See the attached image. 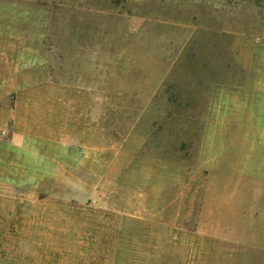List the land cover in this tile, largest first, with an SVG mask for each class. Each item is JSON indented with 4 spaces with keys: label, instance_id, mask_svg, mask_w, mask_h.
<instances>
[{
    "label": "rangeland",
    "instance_id": "1",
    "mask_svg": "<svg viewBox=\"0 0 264 264\" xmlns=\"http://www.w3.org/2000/svg\"><path fill=\"white\" fill-rule=\"evenodd\" d=\"M0 264H264V0H0Z\"/></svg>",
    "mask_w": 264,
    "mask_h": 264
},
{
    "label": "bare ground",
    "instance_id": "2",
    "mask_svg": "<svg viewBox=\"0 0 264 264\" xmlns=\"http://www.w3.org/2000/svg\"><path fill=\"white\" fill-rule=\"evenodd\" d=\"M254 54V53H253ZM214 104H213V101H210L209 102V105L207 106V109H208V111L210 112V117L212 118L213 117V109H214ZM248 107H251L250 106V104H246V106H244V112L242 113V115H245L246 114V112H248L249 110H247L246 108H248ZM206 109V108H205ZM249 109V108H248ZM204 111V110H203ZM203 111H202V113H203ZM201 113V114H202ZM206 113V112H205ZM245 113V114H244ZM250 113L248 112V115H249ZM241 115V114H240ZM203 116H204V114H203ZM248 117H250V116H248ZM204 118V117H203ZM205 119H206V117H205ZM206 121V120H205ZM205 121L203 120V122L205 123ZM246 120H244V122H245ZM240 129V128H239ZM246 135H249V128H247L246 129ZM256 151H257V149H254V151H253V153H256ZM248 157V156H247ZM248 159V158H247ZM252 168L254 169V168H256V167H254V166H252Z\"/></svg>",
    "mask_w": 264,
    "mask_h": 264
}]
</instances>
